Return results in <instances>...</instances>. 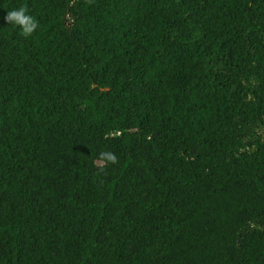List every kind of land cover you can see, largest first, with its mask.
<instances>
[{"label":"trees","instance_id":"1","mask_svg":"<svg viewBox=\"0 0 264 264\" xmlns=\"http://www.w3.org/2000/svg\"><path fill=\"white\" fill-rule=\"evenodd\" d=\"M0 264H264V0H0Z\"/></svg>","mask_w":264,"mask_h":264},{"label":"clouds","instance_id":"2","mask_svg":"<svg viewBox=\"0 0 264 264\" xmlns=\"http://www.w3.org/2000/svg\"><path fill=\"white\" fill-rule=\"evenodd\" d=\"M5 21L7 24L18 26L25 37L31 36L39 28V22L23 7L7 12ZM101 158L113 164L117 162L116 156L111 152L101 153Z\"/></svg>","mask_w":264,"mask_h":264}]
</instances>
